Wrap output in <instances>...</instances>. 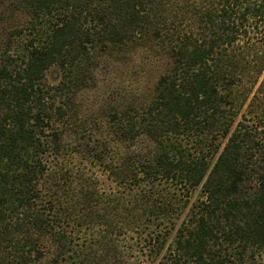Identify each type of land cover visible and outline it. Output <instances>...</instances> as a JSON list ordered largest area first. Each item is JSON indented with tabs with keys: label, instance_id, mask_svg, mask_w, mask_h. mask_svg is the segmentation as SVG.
Segmentation results:
<instances>
[{
	"label": "trees",
	"instance_id": "16d2710c",
	"mask_svg": "<svg viewBox=\"0 0 264 264\" xmlns=\"http://www.w3.org/2000/svg\"><path fill=\"white\" fill-rule=\"evenodd\" d=\"M0 264H264V0H0Z\"/></svg>",
	"mask_w": 264,
	"mask_h": 264
},
{
	"label": "rangeland",
	"instance_id": "374dc122",
	"mask_svg": "<svg viewBox=\"0 0 264 264\" xmlns=\"http://www.w3.org/2000/svg\"><path fill=\"white\" fill-rule=\"evenodd\" d=\"M132 68H136V66H133ZM125 70H126V68H124ZM56 72H58V70L57 69H53L52 70V72H50L49 73V75H48V78H49V80L50 81H54V77H55V74H56ZM153 83V77L152 76H149V77H144L143 78V81H141L139 84H142V85H148V86H150L151 84ZM101 93V92H100ZM100 180H101V187L103 188V189H105V188H107L108 186V184L106 183V182H104V177H100Z\"/></svg>",
	"mask_w": 264,
	"mask_h": 264
}]
</instances>
